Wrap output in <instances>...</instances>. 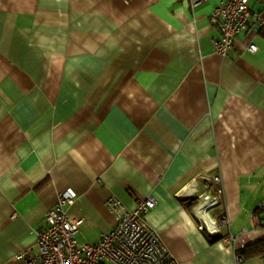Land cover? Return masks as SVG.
<instances>
[{"label":"crops","instance_id":"obj_1","mask_svg":"<svg viewBox=\"0 0 264 264\" xmlns=\"http://www.w3.org/2000/svg\"><path fill=\"white\" fill-rule=\"evenodd\" d=\"M220 1L0 0V264L66 191L81 243L116 224L107 197L151 195L175 264H253L225 237L263 215L264 3L222 54Z\"/></svg>","mask_w":264,"mask_h":264},{"label":"built area","instance_id":"obj_2","mask_svg":"<svg viewBox=\"0 0 264 264\" xmlns=\"http://www.w3.org/2000/svg\"><path fill=\"white\" fill-rule=\"evenodd\" d=\"M250 0H221L210 13L212 23L218 28L219 36L213 38L216 50L226 54L234 45L236 35L244 29L250 18L256 17L251 11ZM264 3V0H257ZM196 3H194L195 5ZM246 50L256 54L258 46L249 43ZM214 187L218 196L222 195L221 177L215 175ZM78 198L76 193H61L54 206L42 215V224L35 231L33 245L20 251L19 257L26 264H175L165 242L149 224L147 214L156 200L147 195L134 209H128L122 201L109 196L105 205L116 217L112 229L103 232L94 243L79 242L77 233L83 218L70 215L68 207ZM219 203L214 196L205 207ZM258 216L251 227H245L238 233H228L225 237L231 241L234 251L243 250L264 240V197L257 204ZM211 232L220 226L229 225L226 216L213 219ZM260 264H264V254Z\"/></svg>","mask_w":264,"mask_h":264},{"label":"trees","instance_id":"obj_3","mask_svg":"<svg viewBox=\"0 0 264 264\" xmlns=\"http://www.w3.org/2000/svg\"><path fill=\"white\" fill-rule=\"evenodd\" d=\"M246 249L252 250L253 253L264 254V240L254 244L252 246H249ZM243 250H245V249H243Z\"/></svg>","mask_w":264,"mask_h":264},{"label":"rangeland","instance_id":"obj_4","mask_svg":"<svg viewBox=\"0 0 264 264\" xmlns=\"http://www.w3.org/2000/svg\"><path fill=\"white\" fill-rule=\"evenodd\" d=\"M261 255L263 254H257V253H253V255L250 257V261H253V264H260L261 260ZM262 264V263H261Z\"/></svg>","mask_w":264,"mask_h":264},{"label":"clouds","instance_id":"obj_5","mask_svg":"<svg viewBox=\"0 0 264 264\" xmlns=\"http://www.w3.org/2000/svg\"><path fill=\"white\" fill-rule=\"evenodd\" d=\"M209 208V207H208ZM207 209V208H206ZM213 219V218H212ZM218 230H214L213 232H217Z\"/></svg>","mask_w":264,"mask_h":264}]
</instances>
